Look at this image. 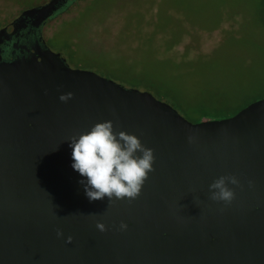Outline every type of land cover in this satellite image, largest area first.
<instances>
[{"label":"water","instance_id":"1","mask_svg":"<svg viewBox=\"0 0 264 264\" xmlns=\"http://www.w3.org/2000/svg\"><path fill=\"white\" fill-rule=\"evenodd\" d=\"M77 1L25 10L0 45L41 34ZM105 120L154 150L134 200L89 201L71 167L68 140ZM222 175L240 180L231 204L210 199ZM0 264H264V99L194 123L149 92L71 68L46 44L0 61Z\"/></svg>","mask_w":264,"mask_h":264},{"label":"rangeland","instance_id":"2","mask_svg":"<svg viewBox=\"0 0 264 264\" xmlns=\"http://www.w3.org/2000/svg\"><path fill=\"white\" fill-rule=\"evenodd\" d=\"M47 2L0 0V29ZM42 33L71 68L149 92L191 122L264 99V0H78Z\"/></svg>","mask_w":264,"mask_h":264},{"label":"clouds","instance_id":"3","mask_svg":"<svg viewBox=\"0 0 264 264\" xmlns=\"http://www.w3.org/2000/svg\"><path fill=\"white\" fill-rule=\"evenodd\" d=\"M71 93L61 94L59 99L67 102ZM71 167L82 179L79 182L89 201L104 199L134 200L139 196L149 173L154 171V150L145 146L140 138L126 131H116L113 121L105 120L94 124L90 130L71 137ZM240 186L236 175H222L208 187L210 199L231 204L235 199V189ZM252 182H249V187ZM120 229L126 230L127 225L120 223ZM96 228L104 232L106 225L97 222ZM57 236H63L61 231ZM71 237L66 242H71Z\"/></svg>","mask_w":264,"mask_h":264},{"label":"flooded vegetation","instance_id":"4","mask_svg":"<svg viewBox=\"0 0 264 264\" xmlns=\"http://www.w3.org/2000/svg\"><path fill=\"white\" fill-rule=\"evenodd\" d=\"M11 23L7 24L3 28H6ZM49 23H47L43 28H45ZM29 31V28L23 30L14 35L10 40H5L4 43L0 45V61H10L18 57L29 56L36 47V43L47 45V42L44 40L43 33L39 34L38 32L35 34L34 32Z\"/></svg>","mask_w":264,"mask_h":264},{"label":"trees","instance_id":"5","mask_svg":"<svg viewBox=\"0 0 264 264\" xmlns=\"http://www.w3.org/2000/svg\"><path fill=\"white\" fill-rule=\"evenodd\" d=\"M157 94H158V96H160V97H162L164 99H167V100L170 99V95L166 94L163 91L158 90ZM242 109H244V108H242ZM242 109H239V110L235 111L232 115H229V116L232 117V116L236 115ZM211 115H212V113H210V112L199 111V112H197V118H194L192 122H194V123L201 122L202 120L209 118Z\"/></svg>","mask_w":264,"mask_h":264}]
</instances>
